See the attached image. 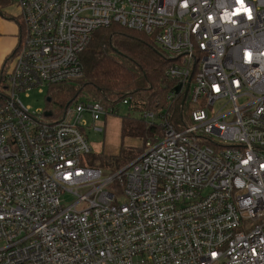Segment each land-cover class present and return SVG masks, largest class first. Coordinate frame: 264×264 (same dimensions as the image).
I'll list each match as a JSON object with an SVG mask.
<instances>
[{
  "label": "built area",
  "instance_id": "obj_1",
  "mask_svg": "<svg viewBox=\"0 0 264 264\" xmlns=\"http://www.w3.org/2000/svg\"><path fill=\"white\" fill-rule=\"evenodd\" d=\"M14 2L24 30L0 76V264H264V0ZM114 24L167 53L182 83L169 98L186 114L105 173L88 163L85 116L131 97L58 116L22 95L48 88V101L82 78L94 32Z\"/></svg>",
  "mask_w": 264,
  "mask_h": 264
},
{
  "label": "trees",
  "instance_id": "obj_2",
  "mask_svg": "<svg viewBox=\"0 0 264 264\" xmlns=\"http://www.w3.org/2000/svg\"><path fill=\"white\" fill-rule=\"evenodd\" d=\"M10 5H16L14 0H0V9ZM14 18L20 26L21 36L23 20L20 15ZM18 47L7 58L5 67ZM81 61L83 77L75 80L76 86L68 82L53 86L46 109L59 116L72 103L80 102L81 95L86 97L84 102L102 101L106 106H116L125 97H131L129 108L126 107L129 112L121 117V136L143 142L141 145H121L116 153L93 151L88 157L89 165L108 172L118 171L143 152L146 141L164 134L165 120L180 126L186 106L182 105L181 95L172 96L173 103L169 98L177 84L166 75L171 59L151 36L117 24L100 28L94 32ZM133 111L139 112L140 117H132ZM147 113H153L154 118L147 117Z\"/></svg>",
  "mask_w": 264,
  "mask_h": 264
},
{
  "label": "rangeland",
  "instance_id": "obj_3",
  "mask_svg": "<svg viewBox=\"0 0 264 264\" xmlns=\"http://www.w3.org/2000/svg\"><path fill=\"white\" fill-rule=\"evenodd\" d=\"M68 83L70 85L77 84L76 81ZM47 97L48 88H45L44 91H40L36 88L29 93L28 97L22 95V101L26 106L30 107L32 111L44 110L47 108ZM82 100H86L84 95L79 97V101ZM56 110H60V108L56 107ZM128 112L129 111L126 107H121L118 114L103 116L101 119L96 121L92 120L89 115L85 116L88 121V125L84 128V134L88 138L93 151L116 153L120 150L121 145L132 146L143 144V142L137 138H122L121 136V117L128 114ZM132 117H140V113L133 111ZM104 172L110 173L107 170ZM64 199L66 201H70L72 200V196L67 194L64 196Z\"/></svg>",
  "mask_w": 264,
  "mask_h": 264
},
{
  "label": "crops",
  "instance_id": "obj_4",
  "mask_svg": "<svg viewBox=\"0 0 264 264\" xmlns=\"http://www.w3.org/2000/svg\"><path fill=\"white\" fill-rule=\"evenodd\" d=\"M19 15L16 5L0 9V76L5 70L7 58L15 51L21 41L20 26L14 16Z\"/></svg>",
  "mask_w": 264,
  "mask_h": 264
},
{
  "label": "water",
  "instance_id": "obj_5",
  "mask_svg": "<svg viewBox=\"0 0 264 264\" xmlns=\"http://www.w3.org/2000/svg\"><path fill=\"white\" fill-rule=\"evenodd\" d=\"M181 87H182V83H179L176 87H175V92L176 94H178L181 90ZM50 98H48V101H49ZM47 115H49V112L46 113Z\"/></svg>",
  "mask_w": 264,
  "mask_h": 264
}]
</instances>
